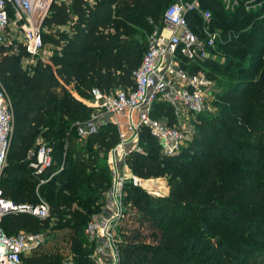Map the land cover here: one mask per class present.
Listing matches in <instances>:
<instances>
[{"label":"trees","instance_id":"16d2710c","mask_svg":"<svg viewBox=\"0 0 264 264\" xmlns=\"http://www.w3.org/2000/svg\"><path fill=\"white\" fill-rule=\"evenodd\" d=\"M173 1L53 2L44 26L72 31L46 36L61 55L34 73L21 65L26 51L18 55L0 47V82L15 117L9 164L0 180L4 198L36 204L41 178L53 176L39 188L49 218L18 214L1 223L8 236L44 234L45 242L24 258L27 264H95V243L84 230L105 208L112 184L107 156L120 136L108 123L81 141L79 127L95 111L84 101L93 100L95 89L110 95L134 87L148 38L163 25ZM198 1L221 33L215 55L223 63L207 59L196 68L207 66L210 80L221 78L229 86L213 95L215 114L197 116L194 141L178 154L165 155L150 130L141 131L143 153L133 152L128 166L144 180L167 177L170 194L155 198L126 185L125 203L142 213L133 223L148 225L152 238L123 237L121 264H264V5L247 11L242 0L226 11L220 0ZM188 19L200 36L199 14ZM152 117L176 125L168 104H156ZM42 142L52 148L53 164L39 177L28 166Z\"/></svg>","mask_w":264,"mask_h":264},{"label":"built area","instance_id":"2783aa9c","mask_svg":"<svg viewBox=\"0 0 264 264\" xmlns=\"http://www.w3.org/2000/svg\"><path fill=\"white\" fill-rule=\"evenodd\" d=\"M226 11H233L242 0H220ZM54 0H0V47H6L9 32L20 31L23 45L30 53L38 51L42 23L49 15ZM264 1L245 0L247 11L262 10ZM198 13L202 19L199 36L189 24V15ZM264 16V11L261 17ZM211 13L201 9L198 0H177L164 12L163 25L155 27L148 38V48L141 66L133 74L134 87L119 89L110 95L95 89L87 105L94 114L79 127L80 140L96 134L103 125L117 126L120 142L108 154L112 175L106 195V212L96 216L84 233L95 243L92 259L95 264H121L122 255L118 229L124 215L125 187H141L143 182L130 170L127 159L133 153H143L140 133L148 128L168 156L178 154L186 145L190 131L186 122H197V116L209 109L213 99L212 80L200 64L214 58L221 42V33L211 27ZM40 19V24L32 20ZM28 20V22H27ZM14 50V49H12ZM16 52V50H14ZM1 85V82H0ZM172 107L176 125L170 126L152 117L156 104ZM14 112L9 99L0 89V180L3 176L14 135ZM30 167L40 177L53 164L52 148L40 144L30 154ZM51 176L49 180L52 178ZM48 179L40 180L44 184ZM25 214L38 219L50 216L46 202L36 204L15 202L4 198L0 188V264H27L26 255L35 252L44 242V234L20 232L8 236L1 228L6 216Z\"/></svg>","mask_w":264,"mask_h":264},{"label":"rangeland","instance_id":"374dc122","mask_svg":"<svg viewBox=\"0 0 264 264\" xmlns=\"http://www.w3.org/2000/svg\"><path fill=\"white\" fill-rule=\"evenodd\" d=\"M177 0H174L172 3H174ZM184 2H189L190 0H183ZM55 2H66L69 3L70 0H54ZM28 22V20H27ZM33 22H37L40 24V19H35L32 20ZM45 23V20H44ZM44 23H42L41 29H40V34H39V38H38V45L40 46V48L38 49V51H36L35 53H30L23 45V35L22 32L20 31H14L11 30L9 33V37L7 40V46L10 49H14L16 50V52L18 53V55L22 54V51H26V56H21L20 57V61H21V65L24 69L29 70L31 73H34L37 68L39 66H43V67H52L54 65V60L56 58H58L61 54L60 51V47L54 46L52 43L49 42H45V38H47L46 36H56L57 33L59 32H66L71 34L70 28L68 27H49V26H44ZM57 38V37H56ZM6 48V47H4ZM215 53V52H214ZM217 58V60L221 63H223V61L220 59V57L218 58L217 56L214 57V59ZM213 59V57H212ZM203 70L204 71H209L207 66H203ZM221 80H218L219 82H215L212 81V89H213V94L217 92H222L224 91V89L227 88V86H229L224 80H222L221 78H219ZM0 89L5 93L6 97L9 99V95H8V91L6 89V87L1 83L0 85ZM76 95V93H74ZM88 101V100H87ZM92 100H89L88 102H90ZM209 109L210 111H207L206 114H215L217 111V108L215 105H213V102L210 100L209 102ZM158 120V119H157ZM159 121L168 124L167 123V119L163 118L159 119ZM112 124V123H111ZM186 127L188 128V130L190 131L189 133V139L188 142L185 145V148L188 147L193 141H194V136L196 131V126L194 125V123L191 122H186ZM80 138V136H79ZM84 141V140H83ZM43 144V142H42ZM107 162H108V156H107ZM9 161L7 160V165L6 168L8 167ZM109 165V162L107 163ZM30 167V163L29 166ZM110 168V166H109ZM6 174V170H4L3 176H2V180L3 177H5ZM139 178V177H138ZM143 182V185L141 187H139L141 190H143L146 194L150 195L151 197H158V198H164L167 197L170 194V186L168 183V178L164 177V178H152L149 180H144L141 179ZM49 181V178L47 180V182ZM45 182V183H47ZM44 183V184H45ZM43 184H40L36 187L37 190V196H38V201L41 202H46V199L41 196V194L39 193V188L40 186ZM49 204V203H48ZM124 215H123V219L120 222L119 225V229H118V236H119V240L120 242L123 241V237H126L127 235L131 234L132 235V240L136 239L137 241H141V242H151V238H152V234L150 232V230L148 231V225H146L143 222H136L133 223V219L137 220L135 218V216L142 214L138 209H135L133 207H131L129 204L125 203V198H124ZM138 230V233H136L135 231ZM143 233V234H139V233ZM141 235V236H140ZM44 242H45V236H44ZM259 242V241H257ZM255 242L254 244H259ZM31 254L26 255L24 258H28ZM71 264V263H70Z\"/></svg>","mask_w":264,"mask_h":264},{"label":"crops","instance_id":"0c3cea01","mask_svg":"<svg viewBox=\"0 0 264 264\" xmlns=\"http://www.w3.org/2000/svg\"><path fill=\"white\" fill-rule=\"evenodd\" d=\"M84 102H85V104H87V102H88V101H84ZM104 212H106V210H105V209L103 210V213H104Z\"/></svg>","mask_w":264,"mask_h":264}]
</instances>
